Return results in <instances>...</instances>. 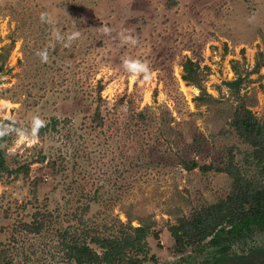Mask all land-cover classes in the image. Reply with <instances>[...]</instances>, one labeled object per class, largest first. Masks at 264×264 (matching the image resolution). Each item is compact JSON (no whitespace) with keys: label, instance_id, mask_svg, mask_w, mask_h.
<instances>
[{"label":"rangeland","instance_id":"1","mask_svg":"<svg viewBox=\"0 0 264 264\" xmlns=\"http://www.w3.org/2000/svg\"><path fill=\"white\" fill-rule=\"evenodd\" d=\"M42 11L64 32L73 20L81 31L70 48L56 44L47 64L35 55L50 41ZM105 24L111 37L96 30ZM121 29L139 44L121 46ZM124 55L146 60L151 79L133 80ZM186 60L197 67V87L181 79ZM237 76L238 90L225 87ZM0 99L8 101L0 116L18 127L34 114L47 121L34 146L9 154L15 137L0 140L9 170L0 177V259L67 264L63 231L107 237L120 223L158 235L146 239L153 257L143 264H218L221 247L228 259L264 250V228L183 252L167 231L228 195L220 169L229 154L257 180L249 147L228 123L242 105L264 125V0H0Z\"/></svg>","mask_w":264,"mask_h":264},{"label":"trees","instance_id":"2","mask_svg":"<svg viewBox=\"0 0 264 264\" xmlns=\"http://www.w3.org/2000/svg\"><path fill=\"white\" fill-rule=\"evenodd\" d=\"M181 69L182 81L197 87L199 76L196 65L186 60ZM241 81L237 76L225 82V87L236 91ZM228 125L237 138L249 147L246 158L254 166L257 180L253 182L243 176L233 164V156L229 154L220 169L231 180L228 195L199 209L188 218H179L175 225L167 229L176 252H183L187 247L198 245L207 238L209 245L216 246L218 238L238 237L251 228H264V125L242 105L233 109ZM183 168L188 170L193 166L183 163ZM4 174H9V170L0 152V177ZM23 229L29 233L39 232L41 225L23 224ZM59 236L63 259L67 264H143L153 257L148 255L146 239L149 236L158 239L150 225L131 226L130 223H120L113 236L90 234L87 229L63 231ZM224 251L223 247L217 249V253ZM0 264L9 263L0 259Z\"/></svg>","mask_w":264,"mask_h":264},{"label":"clouds","instance_id":"3","mask_svg":"<svg viewBox=\"0 0 264 264\" xmlns=\"http://www.w3.org/2000/svg\"><path fill=\"white\" fill-rule=\"evenodd\" d=\"M39 21L41 24L51 26L50 41L42 49L36 51L35 55L40 59V62L47 64L50 61V55L56 49V44L62 45L64 48H70L74 41L81 38V31L76 27V21L73 20L72 28L64 32L61 28L56 27L57 20L55 16L48 12L42 11L39 13ZM253 17L249 18V22H253ZM104 36L111 37L114 29L105 25H100L96 29ZM115 38L121 46L136 47L139 44V39L133 34L130 29H121L116 33ZM120 64L123 70L128 73L133 80L143 78L145 81L151 79L153 72L146 60L134 58L130 55H124L120 58ZM8 107V101L0 99V112ZM47 126V121L39 115H32L27 125L17 126V120L12 115L0 116V140L6 136H14V144L16 147L7 148L6 144L0 143V148H7L9 154H14L16 148L21 145L34 146L39 143L40 130Z\"/></svg>","mask_w":264,"mask_h":264},{"label":"flooded vegetation","instance_id":"4","mask_svg":"<svg viewBox=\"0 0 264 264\" xmlns=\"http://www.w3.org/2000/svg\"><path fill=\"white\" fill-rule=\"evenodd\" d=\"M226 251L227 250L225 249L224 253H218L219 257H221L217 260L218 264H264V250L257 249L253 253L251 252L250 254H247V256L236 259H228V257L224 258Z\"/></svg>","mask_w":264,"mask_h":264}]
</instances>
